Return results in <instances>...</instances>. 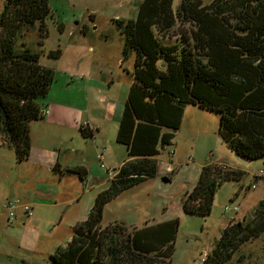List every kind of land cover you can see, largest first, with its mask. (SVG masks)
Returning a JSON list of instances; mask_svg holds the SVG:
<instances>
[{"label":"trees","instance_id":"16d2710c","mask_svg":"<svg viewBox=\"0 0 264 264\" xmlns=\"http://www.w3.org/2000/svg\"><path fill=\"white\" fill-rule=\"evenodd\" d=\"M49 16L48 0H3L0 8V143L13 150L16 162L29 155V124L43 118L42 101L54 78L53 70L39 62L41 52L22 37L36 25L37 45H41L47 36L44 20ZM114 22L123 34L125 52L134 53L130 76L138 99L132 100L130 95L128 111L138 108L146 97L161 103L158 112L165 105L182 109L185 104L216 111L217 133L227 148L248 160L264 157V0H179L175 8L172 0H139L133 18ZM59 54L55 49L46 55ZM145 109L148 121H155L148 105ZM153 117L160 120L157 124L167 126L163 112ZM133 124L130 121L128 127L135 128ZM131 131L124 132L128 141ZM81 133L91 135L82 126ZM167 137L165 134L162 141ZM157 167L155 158L144 155L113 170L115 175L96 194L86 218L73 226L65 246H57L49 255V263L170 264L176 218L146 221L142 226L101 223L105 204L154 178ZM54 170L79 176L85 173L80 167L60 171L55 165ZM259 171L263 174L254 177L264 178V162ZM241 175L240 170L202 166L191 189L181 197V210L208 215L218 185L237 181ZM263 233L264 197L253 207L250 219L227 221L200 264H232L237 249Z\"/></svg>","mask_w":264,"mask_h":264},{"label":"rangeland","instance_id":"374dc122","mask_svg":"<svg viewBox=\"0 0 264 264\" xmlns=\"http://www.w3.org/2000/svg\"><path fill=\"white\" fill-rule=\"evenodd\" d=\"M138 1L48 0L52 17L44 20L47 36L42 38V44L37 45L40 37L36 25L25 32L22 39L32 49L41 52L39 62L53 70L54 78L57 73L60 76L65 72L72 73L71 70L77 64L85 65L93 77L112 81L108 96L128 103L130 87L126 80L133 68L134 53L131 50L125 52L124 37L114 19L133 18ZM209 1L202 0V3ZM178 3L179 0H172L173 8ZM2 4L3 0H0V7ZM55 49L60 50L57 57L46 55ZM56 84L61 85L60 82ZM147 105L151 117L163 112L165 118L173 122L170 128L158 124L169 137L157 142L151 154L158 158L157 169L161 174L123 191L107 202L101 223L106 225L117 220L138 225L146 218H176L178 225L170 264H200L204 255L215 245L227 221L231 218L250 219L253 207L264 197V178L254 177L263 168L264 157L248 160L227 148L217 133L219 113L216 111L185 104L182 109L165 105L166 109L158 112L156 109L162 105L154 98L149 99ZM135 120L133 117L132 121ZM107 147H113L116 152L117 148L124 149L116 142L114 144V140ZM131 156V153H126L125 158ZM204 165L240 170L242 175L237 181H222L218 185L208 215L198 216L179 211L174 203L182 197L184 188L191 189ZM160 176H169L170 179L162 182ZM225 205L236 206L237 209L224 211ZM21 211L17 209L16 216L23 214ZM6 214L0 210V219L3 220ZM28 217L23 214V218H14L7 226L0 225V251L12 255L8 264H39V261L46 264L48 254L57 246H65V240H68L65 235L66 239L54 243V234L49 231L52 230L51 225L45 222L28 225ZM63 226L66 227V224L61 223L58 228L60 236L67 231ZM2 262L0 259V264ZM236 262L264 264V233L237 249L231 259L232 264Z\"/></svg>","mask_w":264,"mask_h":264},{"label":"crops","instance_id":"0c3cea01","mask_svg":"<svg viewBox=\"0 0 264 264\" xmlns=\"http://www.w3.org/2000/svg\"><path fill=\"white\" fill-rule=\"evenodd\" d=\"M71 71L70 74L65 72L61 76L59 73L55 75L51 88L42 101V111L47 110V113L42 119L30 122L27 159L16 162L13 150L0 143V210L6 214L3 204L9 199H18L22 204H28L31 215L27 224L35 226L39 222H45L51 225L52 230L49 231L54 234V243L66 239L65 235L68 239L65 241L70 240L73 226L86 218L96 194L108 186V171L117 169L124 161L135 157H153L151 154L155 145L168 134L163 133V129L156 123L159 119L152 117L155 121H148L146 118L147 97H141L142 104L128 111V103L108 96L111 80L93 77L85 65L77 64ZM129 76L126 80L130 87L128 100L131 94L132 100L133 97L138 99ZM55 82H60L61 85H55ZM128 112L130 114L126 117ZM133 117L136 119L133 122L135 128L130 129L128 125ZM164 123L170 128V121L166 119ZM81 126L90 131L91 135L83 136ZM128 130H132L129 141L127 135L124 137V132ZM113 140L114 144L116 142L124 149L117 148V152L113 147L108 149L107 144H111ZM126 153H131L132 156L125 158ZM153 158L158 160L155 156ZM55 165H58L60 171L80 167L85 173L83 176L59 174L54 170ZM159 174L160 170L154 178L159 177ZM187 189L189 190L184 188V191ZM180 199L174 203L179 211ZM17 209L23 210L16 206L14 211ZM22 213L25 214L24 211ZM23 214L19 217L23 218ZM19 217L15 213L14 220ZM168 219L172 217L158 220L146 218L138 225L134 222L130 224L142 226L146 221L151 224ZM61 223L66 224L63 228H67V231L60 236L58 228ZM1 224L7 226V214L3 220L0 219ZM1 248L0 244V250ZM0 259L2 264H8L12 255L0 251ZM47 261L46 264H50L49 258ZM39 264L42 263L39 261Z\"/></svg>","mask_w":264,"mask_h":264},{"label":"built area","instance_id":"2783aa9c","mask_svg":"<svg viewBox=\"0 0 264 264\" xmlns=\"http://www.w3.org/2000/svg\"><path fill=\"white\" fill-rule=\"evenodd\" d=\"M47 113V110H44L42 111V114H46ZM100 157V155H99ZM115 171H108L107 172V176L109 178H112L114 175H115ZM263 172L262 171H259V174L258 175H262ZM20 201L18 199H9L7 200L3 206L6 210V213H7V222L13 220L15 218V208L16 206L20 205V207L23 209L24 213L28 216L31 215V209H30V206L28 204H20L19 203ZM237 207L236 206H233V207H229L228 205H225L224 206V211H229V210H234L236 211Z\"/></svg>","mask_w":264,"mask_h":264},{"label":"water","instance_id":"95a60500","mask_svg":"<svg viewBox=\"0 0 264 264\" xmlns=\"http://www.w3.org/2000/svg\"><path fill=\"white\" fill-rule=\"evenodd\" d=\"M162 182H168L169 179L167 177H161ZM119 223H124V221H118Z\"/></svg>","mask_w":264,"mask_h":264}]
</instances>
